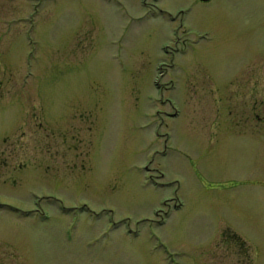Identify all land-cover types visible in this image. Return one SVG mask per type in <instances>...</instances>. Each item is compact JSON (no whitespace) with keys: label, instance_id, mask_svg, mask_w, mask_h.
Segmentation results:
<instances>
[{"label":"rangeland","instance_id":"374dc122","mask_svg":"<svg viewBox=\"0 0 264 264\" xmlns=\"http://www.w3.org/2000/svg\"><path fill=\"white\" fill-rule=\"evenodd\" d=\"M256 166L264 0H0V264H264Z\"/></svg>","mask_w":264,"mask_h":264},{"label":"flooded vegetation","instance_id":"af4514ba","mask_svg":"<svg viewBox=\"0 0 264 264\" xmlns=\"http://www.w3.org/2000/svg\"><path fill=\"white\" fill-rule=\"evenodd\" d=\"M231 113V105L226 106V109L222 106H215L210 115L204 114V118L208 117L210 119L206 121L205 128L209 130L223 129L225 133H229V131L233 129V125H246L245 120L238 119L233 122ZM257 115L261 120L263 119V114L258 113ZM245 127L246 126H244V128ZM258 152H261V150L259 149ZM255 169L253 174L256 173V175L252 178H255L261 183L264 188V169L262 167L260 169L258 166H256ZM250 175H252V170ZM248 179L247 173V176H244L241 180ZM178 205L177 203L176 206ZM158 212L159 211H157V213ZM196 246H199L200 257L206 260L207 264H248L250 258L248 255V247L251 246L250 243L227 219H217L210 229V233L207 234L204 240L202 239V241H199ZM178 264L187 263L183 261Z\"/></svg>","mask_w":264,"mask_h":264}]
</instances>
